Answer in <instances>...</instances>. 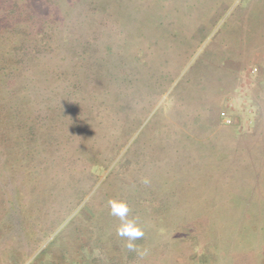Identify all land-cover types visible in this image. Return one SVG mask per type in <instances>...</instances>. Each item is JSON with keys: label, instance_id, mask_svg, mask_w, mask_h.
Returning a JSON list of instances; mask_svg holds the SVG:
<instances>
[{"label": "rangeland", "instance_id": "obj_1", "mask_svg": "<svg viewBox=\"0 0 264 264\" xmlns=\"http://www.w3.org/2000/svg\"><path fill=\"white\" fill-rule=\"evenodd\" d=\"M0 264H264V0H0Z\"/></svg>", "mask_w": 264, "mask_h": 264}]
</instances>
